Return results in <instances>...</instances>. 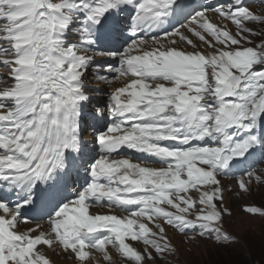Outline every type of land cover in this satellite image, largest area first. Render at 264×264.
<instances>
[{
  "label": "snow or ice",
  "instance_id": "obj_1",
  "mask_svg": "<svg viewBox=\"0 0 264 264\" xmlns=\"http://www.w3.org/2000/svg\"><path fill=\"white\" fill-rule=\"evenodd\" d=\"M257 2L0 0V264L247 247L225 195L264 184L240 167L264 150Z\"/></svg>",
  "mask_w": 264,
  "mask_h": 264
},
{
  "label": "rangeland",
  "instance_id": "obj_2",
  "mask_svg": "<svg viewBox=\"0 0 264 264\" xmlns=\"http://www.w3.org/2000/svg\"><path fill=\"white\" fill-rule=\"evenodd\" d=\"M257 9L264 7L259 2L250 5ZM231 198V197H230ZM232 204L234 215L229 219V229L244 241L243 250L233 248H218L210 241H201L200 247H192L191 252L182 250L181 260L189 261L190 264H259V260L252 262L249 254L251 249L255 256L261 255V248L264 245V220L259 216L250 217L244 214L239 205L256 204L257 206L264 204V185L254 188L252 194L247 197H234ZM189 246L184 245L183 249ZM68 264H71L68 262ZM181 264V262H178Z\"/></svg>",
  "mask_w": 264,
  "mask_h": 264
},
{
  "label": "trees",
  "instance_id": "obj_3",
  "mask_svg": "<svg viewBox=\"0 0 264 264\" xmlns=\"http://www.w3.org/2000/svg\"><path fill=\"white\" fill-rule=\"evenodd\" d=\"M250 251H251V249H250ZM250 256H251V258L253 256L252 262H255V261L259 260V257H260V256H255L253 252H252V254Z\"/></svg>",
  "mask_w": 264,
  "mask_h": 264
}]
</instances>
